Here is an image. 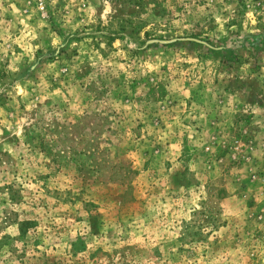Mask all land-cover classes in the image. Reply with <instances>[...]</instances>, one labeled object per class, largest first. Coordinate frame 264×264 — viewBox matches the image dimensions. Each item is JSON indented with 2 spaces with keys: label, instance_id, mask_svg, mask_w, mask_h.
Instances as JSON below:
<instances>
[{
  "label": "rangeland",
  "instance_id": "374dc122",
  "mask_svg": "<svg viewBox=\"0 0 264 264\" xmlns=\"http://www.w3.org/2000/svg\"><path fill=\"white\" fill-rule=\"evenodd\" d=\"M0 264H264V0H0Z\"/></svg>",
  "mask_w": 264,
  "mask_h": 264
}]
</instances>
